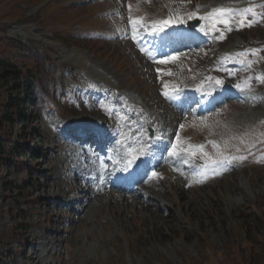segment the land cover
Listing matches in <instances>:
<instances>
[{
    "label": "rangeland",
    "instance_id": "1",
    "mask_svg": "<svg viewBox=\"0 0 264 264\" xmlns=\"http://www.w3.org/2000/svg\"><path fill=\"white\" fill-rule=\"evenodd\" d=\"M262 6L264 0H0V59H13L24 74L31 69L22 83L33 85L38 97V107L31 108L37 140L24 138L32 147L36 141L38 152L26 156L31 165L22 164L23 173H11L19 183L29 175L32 183L19 193L14 186L6 192L0 182V233L19 253V264H264V81L257 79L264 75ZM216 8L236 10L219 14L231 31L223 24L213 31L211 20L200 19ZM246 8L253 11L241 16ZM174 12L183 20L179 25L200 19L195 33L207 41L147 57L158 44L153 20ZM130 15L144 18L135 39ZM247 50L258 51L237 55ZM229 62L244 66L227 68ZM209 77L240 85L242 98L199 114L172 106L174 90ZM5 83L0 81V115L13 82ZM113 106L133 125L146 120L157 128L154 151L164 147L168 155V145L180 137L184 151L168 156L152 184L145 182L144 199L92 185L86 188L93 192L83 195L87 189L71 167L101 171L80 165L82 147L62 137L65 126L127 125ZM161 131L169 143L159 138ZM16 133L18 126L1 125L6 147ZM223 148L247 158L225 163ZM192 150L199 152L190 156ZM90 196L84 212L73 204ZM14 198L27 215L21 230Z\"/></svg>",
    "mask_w": 264,
    "mask_h": 264
},
{
    "label": "trees",
    "instance_id": "2",
    "mask_svg": "<svg viewBox=\"0 0 264 264\" xmlns=\"http://www.w3.org/2000/svg\"><path fill=\"white\" fill-rule=\"evenodd\" d=\"M31 72V69H27V72L24 74L22 73V69L18 67V65L14 62V60L7 58V59H0V81L10 82L12 81L11 86V93H9L7 100L4 102V109L2 114L0 115V130L1 125L10 124L11 130L18 126L20 128V133H16L15 139H12V135L9 141V147H6L5 141H2L3 137H0V182L3 184V188L6 192H12L13 186L18 189L17 192L22 193V189H25L27 184L32 183V177L23 175L24 178L22 182L19 183L12 178V171L20 170V166L22 164L31 165L30 161L28 160L29 155L35 154L38 152V145L36 141L33 148L30 147L28 141H24V138L27 135H33L36 119L32 114L31 108H36L37 104L35 102V97L33 93V85L31 84H24L22 83L23 78H27V74ZM31 76H34L32 74ZM35 138V135L32 136ZM37 140V138H35ZM27 148H31L30 151H27ZM19 157L26 158L19 159ZM29 162V163H26ZM5 170V174L3 173ZM27 170V169H26ZM19 173H23L22 169ZM30 174V173H29ZM10 196V195H6ZM17 199H13L11 204L14 206L17 205ZM8 202V201H6ZM5 202V203H6ZM3 205L0 206L2 208ZM17 210L20 212H15L14 218L17 220L16 226L21 230L22 227L25 225L24 219L26 218L25 209L22 207L16 206ZM8 210H11L13 207H7ZM22 212V213H21ZM9 243L4 240L2 237V233H0V264H19L18 255L19 253L14 249L9 247Z\"/></svg>",
    "mask_w": 264,
    "mask_h": 264
},
{
    "label": "snow or ice",
    "instance_id": "3",
    "mask_svg": "<svg viewBox=\"0 0 264 264\" xmlns=\"http://www.w3.org/2000/svg\"><path fill=\"white\" fill-rule=\"evenodd\" d=\"M262 7H264V6H262ZM128 8H129V12L131 13V5H128ZM235 11L236 10L229 9V8H216V9H212L211 13H209V15L207 17H200V19L211 20L213 22V31L217 30L215 28L216 24H223V25H225L228 28L229 31H231L232 29H231V27L229 25V20L228 19H222L219 14L234 13ZM239 11H240L241 16H244L247 13L252 12L253 9L252 8H246V9L239 10ZM190 15H195V13H191ZM143 19H144L143 17H141L139 19H133L131 17V15L129 16V22H130V24L132 26V30H133V39H135V32H136L137 27L140 24L143 23ZM170 21H171V17H169L166 20H157V21L153 22L152 27L156 31H164L165 26L168 25L170 23ZM240 23L243 24L244 21L241 20ZM248 26H251V24L249 23ZM201 30L203 31L204 29L202 28ZM205 34H207V33H205ZM217 38L218 39H223L224 38L223 33H221V35L219 37H217ZM257 51L258 50H247V51H244V52H240L237 55H239L241 57H244V56H248L250 54H255ZM166 59L167 60H171V59H174V57H166ZM161 62L163 63V62H166V61L162 60ZM248 63H249V66H250L251 62H248ZM157 71H159V69ZM209 79H212V78L209 77ZM257 79H259L261 81H264V75H261V76L257 77ZM216 83L217 84H222L223 81L222 80H216ZM236 87L239 88L241 86L240 85H236ZM165 88H167V85H165ZM163 94L166 97L169 96V92L168 91H165ZM183 127L184 126L181 124L180 128L182 129ZM79 132H80V134L87 135V136H100V135L103 134L101 129H93V128H83V129H80ZM176 141H177V143H174V144L171 145L172 151H171L170 155L178 156L181 151H184V149H182V148L178 149V144L180 142V137H179L178 134L176 136ZM121 143L123 145V142H121ZM210 143H212L214 147L217 146L214 141H210ZM197 147L199 149L203 150L204 145H198ZM143 154H144V149L143 148L132 149L129 146L127 148V154L124 156L125 168H127L128 166L133 164L139 158V155H143ZM205 155H207V154H205ZM246 158H247L246 156L225 158V163L229 162V159H231V160L239 159V160L242 161V160H244ZM186 162L187 161H185V163ZM152 175L153 176H158V174L156 172H153Z\"/></svg>",
    "mask_w": 264,
    "mask_h": 264
},
{
    "label": "bare ground",
    "instance_id": "4",
    "mask_svg": "<svg viewBox=\"0 0 264 264\" xmlns=\"http://www.w3.org/2000/svg\"><path fill=\"white\" fill-rule=\"evenodd\" d=\"M147 3V2H146ZM213 5H214V3H212ZM184 9H186V8H184ZM166 19H168L165 15H164V17H163V15L162 16H158V18L157 19H155L154 21H157V20H166ZM104 136L103 137H105V134H103ZM73 137H77V135L76 134H73ZM78 138V137H77ZM104 141L101 143V144H99V146H101V145H104ZM132 146H133V149H138V148H143L144 149V154L143 155H139V158L136 160V162L137 163H139V162H142L143 161V158L146 156V154H147V147H148V144H147V141L143 138V136H140L139 138H132ZM123 149L125 150L124 151V155H126L127 154V149H126V147L124 146L123 147ZM109 175H111V176H113V177H115L116 175L114 174V172H112V173H109ZM123 177H125L126 175H122ZM110 176H108V178H109ZM112 178V177H111ZM150 179H152V178H150V176L147 174V175H145V176H142V178H141V180H143L144 181V183L145 182H147L148 180H150ZM134 184L133 183H126L125 184V186H123V187H125V191H130V192H132V191H136L135 193H134V195L133 196H142L141 198H143V197H147L146 196V194L148 193V192H144L143 190L144 189H146V187H142V188H140V189H138V190H136L135 188H134V186H133ZM151 185V184H150ZM86 192H89L88 190H85V189H83L82 191H81V194H88V193H86ZM113 192V191H112ZM118 193V192H117ZM116 191H114V194H113V196H116ZM121 196V197H124V199H126V198H131V194H129L128 192H125V194H122V193H120V194H117V197H119V196ZM86 196V195H85ZM90 199H91V196L87 199V200H85V198H82V199H78L77 201H75V202H73V204L74 205H82V207L79 209V210H82V212H84L85 210H86V207H87V205L89 204V202H90ZM144 199V198H143ZM112 200V199H111ZM117 200V199H116ZM115 201V200H114ZM116 202V201H115ZM88 209H89V207H88ZM94 213V212H93Z\"/></svg>",
    "mask_w": 264,
    "mask_h": 264
}]
</instances>
